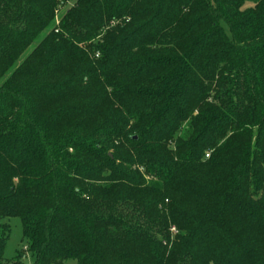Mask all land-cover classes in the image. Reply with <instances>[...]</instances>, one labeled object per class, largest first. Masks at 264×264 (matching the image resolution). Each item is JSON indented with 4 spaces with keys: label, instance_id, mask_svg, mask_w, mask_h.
<instances>
[{
    "label": "trees",
    "instance_id": "1",
    "mask_svg": "<svg viewBox=\"0 0 264 264\" xmlns=\"http://www.w3.org/2000/svg\"><path fill=\"white\" fill-rule=\"evenodd\" d=\"M69 1L0 0V220L34 264H264V0Z\"/></svg>",
    "mask_w": 264,
    "mask_h": 264
},
{
    "label": "rangeland",
    "instance_id": "2",
    "mask_svg": "<svg viewBox=\"0 0 264 264\" xmlns=\"http://www.w3.org/2000/svg\"><path fill=\"white\" fill-rule=\"evenodd\" d=\"M75 0L69 1L67 6L59 13L57 16L58 19H56V23L61 19V17L66 13V11L73 5ZM47 34V33H45ZM44 34V35H45ZM43 35V36H44ZM96 44V43H95ZM1 224L8 225L10 228V234L9 238L6 242V247L3 253V258L6 261H11L14 258H16L17 253L19 251H22L24 255H26L24 262L25 264H34V257L32 253L29 251L27 248V242L23 237V232H22V223L19 218H7V219H2L0 220ZM65 264H77L76 261L69 260L65 262Z\"/></svg>",
    "mask_w": 264,
    "mask_h": 264
},
{
    "label": "built area",
    "instance_id": "3",
    "mask_svg": "<svg viewBox=\"0 0 264 264\" xmlns=\"http://www.w3.org/2000/svg\"><path fill=\"white\" fill-rule=\"evenodd\" d=\"M207 157H209V155H207ZM172 232H176V229L175 228H172Z\"/></svg>",
    "mask_w": 264,
    "mask_h": 264
}]
</instances>
